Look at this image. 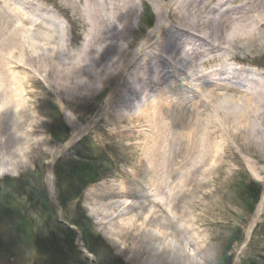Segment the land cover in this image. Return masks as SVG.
<instances>
[{
    "label": "bare ground",
    "instance_id": "1",
    "mask_svg": "<svg viewBox=\"0 0 264 264\" xmlns=\"http://www.w3.org/2000/svg\"><path fill=\"white\" fill-rule=\"evenodd\" d=\"M64 2L70 8H76L77 14H85L80 19L87 30L77 43L73 38L76 30L72 29V37H69L71 32L68 36L53 19L57 33H52V36L33 34L42 42L36 46L30 45L36 43V38L30 39V32L23 26L12 29L7 23L0 24V39L5 42L0 46V58L7 56L8 60L19 63L11 68L0 66V79L4 81L0 90L5 96L2 105L23 111L24 107L35 102L30 98L34 93L29 86L36 83V78L25 73V62L20 63L19 58L24 60L29 52L19 38L29 41L27 46L32 58L47 65L43 67L45 77L52 79V84L58 88L59 95H56L59 100L70 95V81H79L74 90L76 95H68L69 99L65 100L70 107L75 106V99L88 97L83 92L90 95L104 93L126 73L118 93L114 92L115 96L107 103L110 110L118 112L119 109L124 115L122 119L129 124L124 133L136 141L132 146L135 154L131 158L137 162L128 164L126 170L118 169L121 172L119 177L125 180L120 185L111 184L113 187L104 189L105 195L97 197L101 200L98 204L103 205V210L127 212L134 208L131 197H137V200L144 198L135 206L143 213L138 214L136 210L130 218L120 221V230L126 228L127 233L134 235L133 241L140 245L134 252L135 256H146L147 259L165 257L167 259L163 261L169 264H187L188 261L199 264L196 256L168 251L165 247L170 245L171 235V240L180 242L185 248H194L197 253L204 251L201 234L192 230L194 186H204L202 205L210 198L211 185L218 183L223 186L226 178L242 172L246 165L257 178L264 175V81H257L252 90L237 91L236 96L230 92L232 98H223L224 104H217L212 109L198 102L193 106L192 115L186 119L176 115L177 109L170 108L169 103L174 98L170 94L174 93L172 90L177 91L173 75L174 78L178 76V82L184 83L206 70L207 66L200 62V57L213 55L215 51L208 47L209 44L205 45V40H201L204 37L196 32L214 38L219 41L220 48L228 51H233L239 42H258L264 34V0H169L171 3L167 7L173 17L168 20L163 11L164 3L159 2L155 8V22L143 18L146 11L152 18L148 0H79L81 7H75L76 0ZM237 2L241 3L240 7L223 10L228 4ZM218 10L223 11L222 14L214 13ZM143 25H148V38L137 48L132 58L134 63L125 66L129 50L136 44L135 27L146 31ZM124 45L128 50L123 51ZM189 54L192 55L190 59ZM12 68L14 71L10 72ZM198 81L201 80H194ZM124 89L127 90L125 94ZM194 89V84L187 82L181 98H175V104L181 100L184 105L193 103L197 98L192 97ZM46 90L44 86V92ZM130 112L136 115L129 116ZM25 146L26 149L18 150L20 155L21 151H28ZM114 167L116 169L115 163ZM175 175L176 180L168 184V178ZM179 175L186 177L181 179ZM143 180L147 184L139 183ZM171 184L174 187L169 192ZM145 187L149 188L148 191L143 190ZM177 198L176 205L170 210ZM157 208L165 211L166 217ZM172 216H179L188 234L187 241H181L180 235L170 232L171 224L176 223ZM246 222L249 223V219ZM152 229H160V233L152 234ZM127 235L124 239L129 238ZM117 237L119 241L121 236ZM155 240L163 242V250L150 248ZM149 249L151 255L147 252Z\"/></svg>",
    "mask_w": 264,
    "mask_h": 264
},
{
    "label": "rangeland",
    "instance_id": "2",
    "mask_svg": "<svg viewBox=\"0 0 264 264\" xmlns=\"http://www.w3.org/2000/svg\"><path fill=\"white\" fill-rule=\"evenodd\" d=\"M45 1L52 4L58 15L50 12L44 13L43 20L45 21L33 24L17 18H15L17 21L6 22L4 21L6 19L0 16V24L7 23L12 29L23 26L26 31L30 32V39H34L36 36L33 34L46 33V36L56 34V25L59 23L61 27H64L68 36L71 32L69 37H72V29L76 30L73 38L77 43V40L79 41L87 30L80 19L85 14H77L76 8H70L64 0ZM249 1L251 0H246V2ZM159 2L164 3L163 11L166 20L173 17L170 8L167 7L172 1L148 0L152 18L146 11V14H143L146 21L147 19L153 22L157 20L155 8ZM240 2L228 4L223 10L240 7ZM75 7H81L79 0H76ZM222 12L218 10L214 13L220 15ZM206 15L212 14L207 13ZM50 19L56 20L57 24H53ZM143 26L146 31L142 27H135L136 44L129 50L125 66L134 63L132 58L135 57L137 48L145 38H148L150 33L148 25ZM186 29L189 31L188 28ZM196 34L203 36L204 39L201 40H205L204 44H209L208 47L215 51L213 55L201 56L200 62H204L206 69L213 68L212 70L215 71L219 67L217 72L222 75L217 72L214 74L220 78H229L233 84H228V80L226 83L223 82L225 84L205 83V78H203L196 84L195 92L192 93V97L197 96V98L193 103L186 105L182 104V100L175 104V98H181L183 94L177 88V91L170 94L174 98L168 103L170 108L177 109L176 115L186 119L192 115L193 106L198 102L212 109L217 104H224L223 98L231 97L230 92L233 96L237 95L231 87L240 78L234 74L225 73L219 64L242 61L257 67L262 75L254 74L253 77L264 81V34L258 42H239L233 51L220 48L219 41L214 38L197 32ZM0 40L2 42L0 46L5 44L2 38ZM18 40L25 43L28 52L31 53L27 46L29 41L22 40V38ZM34 40L36 43L30 45L36 46L41 42L40 38ZM126 50L128 47L124 45L123 51ZM29 53L24 60L20 58L19 60L21 64L25 62V73L31 76L33 74L36 78V83L29 86L31 92L34 93V97L30 96V98L35 102L24 107L23 111L14 108L7 109L2 105L5 102V96L2 94V89L0 90V264H109L105 256L96 259L86 249L85 237L93 241L90 235L86 233L84 236V233L76 227L71 229L69 224L72 221L80 222L82 213L91 223L95 235L100 236L111 250L115 257V264H169L163 261L167 259L165 257H154V259H147L146 256L136 257L134 252L140 248V245L133 241L134 235L127 233L126 228V230H120V221L130 218L137 210L136 204L144 201V198L137 200V197H131L133 198L132 207L135 210L133 208L127 212L103 210L101 209L103 205L98 204L101 200L97 197L105 195L104 189L113 187L111 184L120 185L125 180L124 177H119L120 171L126 170L128 164L132 165L137 162L131 158L135 154L132 146L136 141L124 133L125 128H129V124L122 119L124 115L119 109L118 112L115 109L110 110L107 103L112 96H115L114 92L118 93L120 85H123L125 81L126 73L122 74L121 78L104 93L90 95L87 91L83 92L87 93L88 97L75 99V106L70 107L65 100H68L70 95H76L74 90L79 85V81L74 80L72 83L70 81V95H64L62 102L57 96L59 95L58 88L52 84L53 80L45 77L43 67L47 65L39 59L32 58ZM191 56L189 54L188 59ZM2 65L11 68L19 63L14 60L12 62L5 56L0 58V66ZM179 65V63L176 64L178 68ZM13 71V68L10 69V72ZM203 74L200 73V75ZM3 82L0 79L1 88ZM239 85L242 84L239 83ZM244 85L242 91L253 88L256 83L250 81ZM44 86L47 88L45 92ZM126 91L124 89L123 93L125 94ZM220 97L222 99H219ZM126 98L127 96L123 100L125 101ZM235 99L239 100L240 97H235ZM133 115L136 114L129 113V116ZM25 145L28 151H21L20 155L19 149H26ZM103 155L110 160L105 158L106 161L99 159V161L91 162L80 159L81 156L101 158ZM78 159L80 161L77 163L80 164L77 166L70 162ZM58 162L61 166L57 168ZM112 164L113 167H111ZM80 170L82 171L79 172ZM59 171H63V176L58 187L56 184L59 181ZM70 174L72 179L65 181V176ZM102 174L109 176L103 179L100 177ZM254 174L246 165L242 172L239 171L228 179L226 178L223 186L218 183L211 185L210 198L202 205L200 203L204 186L200 188L194 186L192 190L194 206L191 211L192 224L196 229L192 227V230L201 234L205 243L204 251L197 253L198 250L194 248H185L180 242L171 240L173 239L171 235L170 245L165 247V250L178 251L180 254L185 252L191 257L196 256L199 264H264V216H262L264 212L261 213L264 211V175L257 178ZM95 176L99 178H95L96 181L91 183L90 180ZM179 176L181 179L183 176L186 177V175ZM171 178H168V184L176 180V175L172 180ZM139 183L147 184L144 180ZM173 187L174 185L171 184L169 192ZM148 189L145 187L143 190L148 191ZM167 192L168 189L165 190V193ZM177 200L178 198L171 204L170 210L176 205ZM157 210L166 217L165 211H161L160 208ZM140 213H143L142 210L138 211V214ZM172 217L176 223L171 224L170 232L174 231L180 235L181 241H187L188 234L179 216ZM247 219L249 223L246 222ZM199 226L200 229H198ZM159 230L152 229L151 233L158 235ZM126 234L129 238L124 239ZM117 235L121 236L119 241ZM161 243L163 242L155 240L151 242L150 248L163 250L164 245L162 246ZM147 252L151 255L152 251L149 249ZM202 252L205 253L204 258ZM188 263L190 264V261Z\"/></svg>",
    "mask_w": 264,
    "mask_h": 264
},
{
    "label": "trees",
    "instance_id": "3",
    "mask_svg": "<svg viewBox=\"0 0 264 264\" xmlns=\"http://www.w3.org/2000/svg\"><path fill=\"white\" fill-rule=\"evenodd\" d=\"M78 164H75V166H77ZM75 169V168H74ZM82 170H80L79 172H81ZM59 181L57 183V186L59 187L61 178L63 176V171H59ZM97 176L93 177L90 181L91 183L94 182L95 178ZM72 179V175H68L65 176V181H69ZM71 225L76 226L82 233L85 234L87 233L88 235H90L93 238V241H91L90 239L88 240L87 237H85V242H86V247L89 250L90 253H92L93 255L97 256V257H102L105 256L108 260L109 264H115V257L113 256V254L111 253V250L108 248V246H106V244L103 242V240L95 235V231L92 228L91 223L87 220V218L85 217L84 213H82L81 215V221H72ZM90 241V242H89Z\"/></svg>",
    "mask_w": 264,
    "mask_h": 264
}]
</instances>
